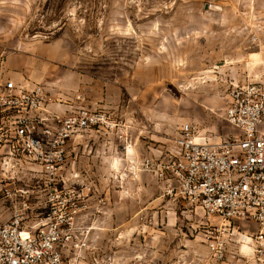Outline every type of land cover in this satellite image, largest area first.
Wrapping results in <instances>:
<instances>
[{
    "label": "rangeland",
    "instance_id": "rangeland-1",
    "mask_svg": "<svg viewBox=\"0 0 264 264\" xmlns=\"http://www.w3.org/2000/svg\"><path fill=\"white\" fill-rule=\"evenodd\" d=\"M16 56L56 102L82 101L91 87L104 97L94 109L106 123L72 141L67 168L81 209L68 246L78 264H264V249L237 237L215 256L220 220L169 193L146 164L185 123L215 141L235 134L229 91L264 73V0H0L3 68Z\"/></svg>",
    "mask_w": 264,
    "mask_h": 264
},
{
    "label": "built area",
    "instance_id": "built-area-1",
    "mask_svg": "<svg viewBox=\"0 0 264 264\" xmlns=\"http://www.w3.org/2000/svg\"><path fill=\"white\" fill-rule=\"evenodd\" d=\"M52 102L44 84L5 78L0 58V201L10 215L0 219V264H78L68 253L81 210L66 187L69 143L106 123V115L84 106L61 113ZM225 119L235 134L215 141L185 123L173 148L146 162L169 193L220 220L209 233L218 258L229 238L264 249V73L233 85Z\"/></svg>",
    "mask_w": 264,
    "mask_h": 264
},
{
    "label": "crops",
    "instance_id": "crops-1",
    "mask_svg": "<svg viewBox=\"0 0 264 264\" xmlns=\"http://www.w3.org/2000/svg\"><path fill=\"white\" fill-rule=\"evenodd\" d=\"M30 66L31 65L26 60V58L16 56L15 58H12L10 60L9 64H7V68L4 67V77L13 79L16 82H26V83L32 82L29 79L26 80L25 79L26 77L24 74V72L25 73L31 72L32 68ZM34 73H36L35 75L40 76L41 78L44 76L43 71L39 70V69L37 71L34 70ZM27 75H29V74H27ZM29 77H30V75H29ZM61 85L63 87L61 89H65V81H62ZM61 85H60V87H61ZM46 89L48 91H50L49 88L46 87ZM52 91H54V89ZM62 91H64V90H62ZM54 92H55V94H59L58 93L59 91L56 89ZM86 95H87V97H89V98H85L86 100L84 99L82 101H75V102L73 101L75 103V105L73 104V102H70L69 104H64V103H60V102L55 101V102H52L50 104V107L54 110L61 112V113H65L66 110H72V108L79 107V105H82L84 107L91 108V109H94L95 105H96V107H98L97 105H99V103H101L100 105H102L104 97L99 92V89H97L95 87H91V91L90 92L87 91ZM84 136L77 137V138H83ZM77 138H75V139H77ZM72 141H70V143H69V155H70L69 156V162L70 163H71V159H72V145H73ZM0 213L9 214L8 211L4 210V207L2 205L0 207Z\"/></svg>",
    "mask_w": 264,
    "mask_h": 264
}]
</instances>
